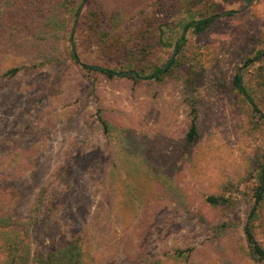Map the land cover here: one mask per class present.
Returning a JSON list of instances; mask_svg holds the SVG:
<instances>
[{"label":"rangeland","instance_id":"obj_1","mask_svg":"<svg viewBox=\"0 0 264 264\" xmlns=\"http://www.w3.org/2000/svg\"><path fill=\"white\" fill-rule=\"evenodd\" d=\"M95 2L115 14L110 35ZM210 16L149 79L183 25ZM53 17L46 39L42 26L0 28V218L19 248L46 255L77 240L82 264H264L244 232L249 220L264 249V117L234 82L241 68L264 114V0H75ZM73 26L81 63L142 78L82 67Z\"/></svg>","mask_w":264,"mask_h":264},{"label":"trees","instance_id":"obj_2","mask_svg":"<svg viewBox=\"0 0 264 264\" xmlns=\"http://www.w3.org/2000/svg\"><path fill=\"white\" fill-rule=\"evenodd\" d=\"M88 0H86L87 2ZM186 4V6H191V3L195 1L201 2V0H178ZM75 0H12V3L8 5L4 10H2V15H0V28L4 27L9 28L11 31H16L18 26L20 25L22 29H35L37 26H42V34L44 38H48L53 36L51 29H49L48 23L49 21L53 22L55 19L53 17V13L57 10H60L63 7H67V5L74 4ZM95 9L93 10V14L97 16V28H104V34L110 35L112 34V28L108 20H110L109 15H115L109 13L101 6V3L95 2ZM18 16H22L23 19L20 21ZM123 19V17L118 18ZM214 19L212 17H204L196 20L197 23H190L186 30L190 27H193L197 31L204 30ZM60 28L65 29V22L61 19ZM158 42L160 44L164 43L162 34H158ZM182 47V43L177 45V52L175 56L170 60L167 68L164 72H167L177 60V56L180 53ZM259 53V52H258ZM70 57H72L76 62L80 63L82 67L86 70H94L100 73L105 74L106 76L113 75L114 71L109 68L104 67H95L97 65H89L85 63H81L77 57V55L73 54V52L69 53ZM47 62L56 60L55 56L46 57ZM249 61H254L253 58H249ZM166 63V62H165ZM164 63V64H165ZM40 63H34V66L39 65ZM156 67L151 76L153 79H160V75H156L157 72L161 71L162 67ZM258 69V81L264 85V64ZM19 72L17 68H12L9 71L2 72V75H15ZM120 72V71H119ZM134 72L142 78V74L138 70L129 71L125 74V76H131L134 80H136V76ZM163 72V73H164ZM138 78V79H140ZM235 86L245 95L247 101L252 105L253 109L261 114V117H264V114L261 112V109L258 107L255 99L252 95H250L246 89L242 86L241 75L237 72L234 75ZM105 133H108V129L105 125ZM196 134V123H195V115L191 120L188 132V141L191 142ZM262 176V172H261ZM260 187L256 191V202L255 204L262 199L263 195L260 192ZM210 200V199H209ZM252 213H255L254 207L252 208ZM250 221L248 220L244 227V232L246 234L248 242L251 244L253 252L259 256L260 259L264 262V249L256 242L254 236L251 231ZM8 220L4 218H0V247L5 250V256L1 259V264H82L81 261V253L79 249V245L77 244V240H73L72 242L64 245L61 248L56 249L55 251H50L46 255L43 254H34L31 255L27 249L26 251H22L19 246L21 245L22 238L16 231H11L8 228Z\"/></svg>","mask_w":264,"mask_h":264},{"label":"water","instance_id":"obj_3","mask_svg":"<svg viewBox=\"0 0 264 264\" xmlns=\"http://www.w3.org/2000/svg\"><path fill=\"white\" fill-rule=\"evenodd\" d=\"M245 3H246V7H248L254 0H243ZM79 12H81L80 10H79ZM79 12L76 14V17H75V22H74V26H75V24L77 23V19H78V16H79ZM229 12H232L231 10H223V11H221L219 14H218V16H222V15H226V14H228ZM233 12H235V13H237V12H240V10H238V11H233ZM213 18V17H212ZM189 23H197L196 21H193V22H189ZM189 23H185L184 25H183V27H182V30H181V37L179 38V40L177 41V43H176V45H175V47H174V49H173V54H172V56L166 61V63L164 64V66L162 67V69H161V71H159V72H157L156 73V75H160L161 73H163L164 71H165V69L167 68V66H168V64H169V62H170V60L175 56V54H176V52H177V45L182 41V39H183V36H184V34H185V30H186V27L188 26V24ZM74 26H73V28H72V30H71V33H70V42H71V45H72V52H73V54L75 55V50H74V44H73V29H74ZM95 67H100V66H95ZM240 70H241V68L239 69V74H240ZM129 71H120V72H114L113 74L114 75H118V76H124L126 73H128ZM134 75L137 77V78H140L135 72H134ZM150 78H153V77H149V79ZM241 83V82H240Z\"/></svg>","mask_w":264,"mask_h":264}]
</instances>
